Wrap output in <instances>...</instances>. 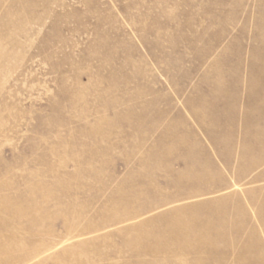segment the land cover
I'll use <instances>...</instances> for the list:
<instances>
[{
	"label": "rangeland",
	"instance_id": "1",
	"mask_svg": "<svg viewBox=\"0 0 264 264\" xmlns=\"http://www.w3.org/2000/svg\"><path fill=\"white\" fill-rule=\"evenodd\" d=\"M262 80L264 0H0V264H264Z\"/></svg>",
	"mask_w": 264,
	"mask_h": 264
},
{
	"label": "crops",
	"instance_id": "2",
	"mask_svg": "<svg viewBox=\"0 0 264 264\" xmlns=\"http://www.w3.org/2000/svg\"><path fill=\"white\" fill-rule=\"evenodd\" d=\"M262 81L254 83L255 85H253V86H255V87L254 88L251 87V91L257 90L256 92H259L262 95H264V81L263 82ZM262 106H263V104L261 103V105L258 104L255 107H253V105H252L251 108L254 110L257 107L260 111H262L263 110Z\"/></svg>",
	"mask_w": 264,
	"mask_h": 264
}]
</instances>
